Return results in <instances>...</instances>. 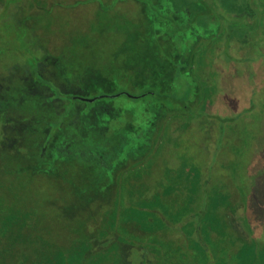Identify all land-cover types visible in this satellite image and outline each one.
<instances>
[{"label": "rangeland", "instance_id": "374dc122", "mask_svg": "<svg viewBox=\"0 0 264 264\" xmlns=\"http://www.w3.org/2000/svg\"><path fill=\"white\" fill-rule=\"evenodd\" d=\"M188 3L209 15L189 23ZM249 3L0 0V264H264V11ZM103 91L186 103L121 95L104 116L70 99Z\"/></svg>", "mask_w": 264, "mask_h": 264}, {"label": "trees", "instance_id": "16d2710c", "mask_svg": "<svg viewBox=\"0 0 264 264\" xmlns=\"http://www.w3.org/2000/svg\"><path fill=\"white\" fill-rule=\"evenodd\" d=\"M250 0H217L219 8L225 13L229 15H233L234 17H242L245 16L250 10ZM189 4V9H190V15H191V20L189 21L192 22L193 18H198L200 15H204L207 17L209 15V11L206 7H203L202 5H197L194 6L193 4ZM257 7L264 11V0H256ZM201 22V20L199 21ZM202 23V22H201ZM203 24V23H202ZM207 25L208 23L205 21L204 25L206 27L205 30H207ZM247 25L241 22L233 23L232 25L227 26V34L231 33V40H235L238 38L241 42L245 41V32L247 31L246 29ZM121 95H124L126 98L131 99V100H137L138 98H141L143 96H151L152 98L156 99L158 102V105L164 106L166 108H170L172 104H179L184 105L186 102L184 101H177L173 98L168 93H160V92H150V91H145L142 92L138 95H130V94H124L123 92H100L96 93L93 96H91L88 99H83L82 97H77V96H71L70 99L73 101H81V102H86L88 103V108L93 109L97 113H94V115H99L102 113L104 116L110 112V108H107L109 104L106 106L105 102L111 101L113 97H119ZM102 99H106L105 101H101ZM83 100V101H82ZM95 106H93L92 105ZM99 106V107H98ZM93 112V111H92ZM86 113L85 115H89V113Z\"/></svg>", "mask_w": 264, "mask_h": 264}]
</instances>
